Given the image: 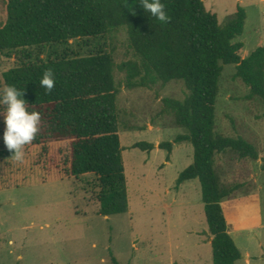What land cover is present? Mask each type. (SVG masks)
Returning a JSON list of instances; mask_svg holds the SVG:
<instances>
[{
    "label": "rangeland",
    "instance_id": "374dc122",
    "mask_svg": "<svg viewBox=\"0 0 264 264\" xmlns=\"http://www.w3.org/2000/svg\"><path fill=\"white\" fill-rule=\"evenodd\" d=\"M203 2L221 26L231 21L237 6L244 9L243 33L233 40L243 44L242 58L263 44L264 0ZM4 19L5 4L0 0V22ZM100 51L111 54L115 63L128 211L108 217L99 214L94 176L74 178L68 173V141L27 144L23 159L17 161L0 139V264H113L112 258L118 264H213L200 184L196 179L186 182L182 192L176 186L178 175L193 162V148L188 142L174 143L187 132L176 126L163 105L164 99L182 101L188 91L176 80L129 87L123 65L139 60L125 27L0 55V88L2 74L22 62L45 63L56 56L85 57ZM235 72V65L223 66L214 133L246 140L259 158L241 159L228 150L215 155V169L222 185L240 186L223 200L224 216L239 207L242 214L257 212L263 222L262 228L250 231H236L228 223L242 253L235 264H264V109ZM140 142L154 144V149L133 148ZM163 142L173 143L171 153L159 149ZM232 199H237V207ZM248 253L250 258L245 256Z\"/></svg>",
    "mask_w": 264,
    "mask_h": 264
},
{
    "label": "trees",
    "instance_id": "16d2710c",
    "mask_svg": "<svg viewBox=\"0 0 264 264\" xmlns=\"http://www.w3.org/2000/svg\"><path fill=\"white\" fill-rule=\"evenodd\" d=\"M142 0H4L5 19L0 22V55L76 38L98 37L125 27L138 62L123 65L129 87H146L160 81H182L188 91L182 100L164 99L176 126L186 130L174 143L188 142L193 162L176 179L179 187L198 180L213 264H235L242 258L229 234L222 202L237 188L220 183L215 155L237 153L241 159L258 160L255 147L242 138L214 133L218 81L224 65H235V76L258 97L264 109V42L246 57L242 35L246 12L237 6L233 18L219 25L203 0H161L170 17L161 23L144 11ZM28 60V57H26ZM115 63L102 51L85 57L56 56L45 63H25L2 74L3 84L23 93L28 111L41 114L39 131L31 147L68 141V173L79 178L92 175L99 189V214L108 217L128 211L127 186L118 135ZM51 70L55 86L50 93L40 86ZM139 78V82L134 80ZM3 128H0L2 136ZM159 149L172 151V142ZM133 148L151 151L154 144L140 142ZM45 152V148H43ZM113 264H118L112 258Z\"/></svg>",
    "mask_w": 264,
    "mask_h": 264
},
{
    "label": "clouds",
    "instance_id": "9594fccd",
    "mask_svg": "<svg viewBox=\"0 0 264 264\" xmlns=\"http://www.w3.org/2000/svg\"><path fill=\"white\" fill-rule=\"evenodd\" d=\"M140 6L159 22H169L170 17L161 0H142ZM39 83L46 92L50 93L55 86L53 72L45 71ZM22 96L23 93L15 86L5 85L0 88V124L4 126L0 139L17 161L23 159V147L35 139L41 120L39 112L28 111Z\"/></svg>",
    "mask_w": 264,
    "mask_h": 264
},
{
    "label": "crops",
    "instance_id": "0c3cea01",
    "mask_svg": "<svg viewBox=\"0 0 264 264\" xmlns=\"http://www.w3.org/2000/svg\"><path fill=\"white\" fill-rule=\"evenodd\" d=\"M190 181H193V180H190ZM186 182H189V181H186ZM186 182H184V183H186ZM183 184H181L179 186L180 192H182ZM194 187L197 190V185H194ZM239 187L240 186H238L237 189H239ZM237 199H238V197H237ZM237 199H232V201L236 207H237V203H236ZM222 206H223V202H222ZM237 208H238L237 210L235 208L230 210L233 212L231 215L225 216L227 224L231 223L232 227H234V229L236 231H244V230L250 231V230H255V229H259V228L263 227L262 218L260 217L259 214H257V212H252V213L247 212L245 214L244 213L242 214L241 209L239 207H237ZM237 215H241V216L238 217ZM228 229H229V234L231 235L230 229H232V228H230L229 225H228ZM245 256H247L248 258L251 257L249 253L246 254Z\"/></svg>",
    "mask_w": 264,
    "mask_h": 264
}]
</instances>
